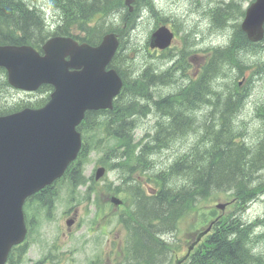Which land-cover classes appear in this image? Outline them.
I'll use <instances>...</instances> for the list:
<instances>
[{"label":"trees","instance_id":"obj_1","mask_svg":"<svg viewBox=\"0 0 264 264\" xmlns=\"http://www.w3.org/2000/svg\"><path fill=\"white\" fill-rule=\"evenodd\" d=\"M51 1L54 6L63 11V22L59 23L57 29L58 34L62 35L75 36L72 29V26L77 24L75 22L82 21L79 24H84L86 21L83 20H90L98 12L112 15L122 11V0ZM145 1L149 2V0ZM28 7L22 0H0V43L18 45L29 43L38 48L41 46L46 38L43 32V16L40 12L31 11ZM223 12L219 13V21H222V16L225 19H237L244 13L240 11L237 4H232L226 8V13ZM119 17L121 18L120 13ZM10 30L20 34V36H16L15 41L10 38ZM244 42H248L245 34L241 32L239 26H235V33L229 48L225 50L217 48V55L210 56L198 78H192L191 85L183 89L182 96L194 107L200 108L211 105L214 106L215 112H218V106L223 109L219 114L216 113L215 119L218 123L216 126L213 124L208 127V130L211 128L210 133L205 136L206 143L199 148V151L196 149L190 155L182 157V160L176 162L168 173L159 168L154 161V180L158 190L150 199L139 193L134 196L136 217L139 224L135 225L134 229H130L132 237L127 251L128 260H133L137 264H165L170 251L160 240V234L176 230L179 222L185 216L197 210V201L210 197L214 191H232L236 197H243L244 201H253L256 198L251 194V189L256 180V173L264 168V140L262 145L255 150H251L241 142L243 135L239 130L240 127L234 123V118L239 112L242 102V96H235L236 93H240L239 90L234 95L232 93L225 94V100L219 104L210 98L211 93L220 94L215 89L216 87H212L214 86L213 81L220 73H226L225 65L228 61L230 62L232 57L234 58L233 53L235 51L233 50L235 48L232 47ZM164 76L169 82L168 75ZM164 76L151 74L147 70L144 78L142 77L133 83L130 82V86L126 84L128 91L136 89L131 95L125 94L124 101L126 103H118L113 113L107 112L106 121L108 125L105 129L109 131L110 137L121 139L124 142L126 153L129 155L134 151L132 142H130L134 136L130 133L134 123L132 118L136 117L139 112L141 113V110L138 105L131 106L128 101H133V98L136 100L145 98L153 101L154 95L149 91V83L162 81ZM3 87H9V85L5 71L0 69V90ZM188 109L194 110L190 106ZM96 114V112L88 113L87 121H93L91 117L95 118ZM170 115L173 116L170 117L172 119L180 118L171 110ZM171 125L166 129L173 130L174 137L177 139L180 136L178 135L180 130L177 131L175 126L170 127ZM187 127L184 135H188L194 130L192 125ZM88 129L96 128L90 126ZM114 147L116 145L112 148ZM129 150L133 151L130 152ZM139 158L138 165L141 166L144 160L141 156ZM79 180L80 178L72 176L73 184H77ZM173 181L176 186L171 187ZM178 181H183V185L180 186ZM201 185L203 186L200 187ZM200 191L201 194H198ZM57 200H59V195L51 191V187H47L32 198V206L34 209L35 206L40 209L49 206L48 209L51 210ZM259 224L260 221L254 224L246 223L239 216L222 217L215 223L212 233L202 241L200 247L195 250L185 264H264V255L256 250L258 239H264V235L258 237L255 233ZM263 224L264 221H262ZM26 252L25 247L18 248L16 252L11 254L10 263H14L17 259L21 260Z\"/></svg>","mask_w":264,"mask_h":264},{"label":"water","instance_id":"obj_2","mask_svg":"<svg viewBox=\"0 0 264 264\" xmlns=\"http://www.w3.org/2000/svg\"><path fill=\"white\" fill-rule=\"evenodd\" d=\"M263 21L264 0H258L242 25L251 40L261 38ZM64 49H72L67 39L51 41L44 58L28 47L0 49V65L8 68L13 85L34 89L51 83L57 91L47 110L0 118V264L25 237L22 206L26 196L61 176L75 157L79 140L69 131L76 116L81 117L87 108L108 107L119 90L116 75L103 71L110 55L98 56L100 60L87 64L82 72L70 73L69 64L63 62ZM63 109L77 110L65 126L56 124L54 114Z\"/></svg>","mask_w":264,"mask_h":264},{"label":"rangeland","instance_id":"obj_3","mask_svg":"<svg viewBox=\"0 0 264 264\" xmlns=\"http://www.w3.org/2000/svg\"><path fill=\"white\" fill-rule=\"evenodd\" d=\"M29 2H37L39 6H41L43 9H46L47 13L50 17L55 18L56 12L51 8L49 5L48 0H28ZM220 2V0H218ZM158 5H160L161 8L164 9V11L168 12L172 9L175 10V13H171L172 15H183V11L187 9L186 5L184 3H181L179 0H157ZM175 6L173 7L172 6ZM245 7H247L250 3H245ZM210 9L208 6L206 8V11ZM201 18L203 19L202 14L200 13ZM154 14L152 13H144L143 17L141 18L140 22L137 23V27L133 30L132 34H128L127 38L132 39L133 45L132 46H143L149 36L151 26L154 22ZM204 20V19H203ZM195 21H199L198 16H194L189 18V25H192ZM227 24L223 28L216 29L215 24V30L219 34H214L213 30H210L208 33H204V26H201V33H198L195 37L198 41L204 43V44H220L224 45L229 40V35L231 33H228L229 28L235 23L234 21H227ZM218 27V26H217ZM195 31H198V26L193 27ZM195 36V35H194ZM179 43V42H178ZM246 59L251 60V56L245 55ZM241 62L237 63L238 61L231 62L234 69L236 70V73H240L242 71V74L244 73H252L254 72L253 68L246 67L245 61L241 57ZM187 71H185L186 73ZM223 73V72H222ZM173 80L169 83L170 85L165 86L164 88H169V92L166 95L171 94L172 92H175L174 89L180 88V86L177 85L179 83L177 81L178 76L177 73L173 74ZM261 80V79H260ZM175 81V82H174ZM220 83L217 85L215 84L214 87H216V90H222L224 87H222V79H218ZM221 85V86H220ZM264 88V85H263ZM226 94H230L228 91H221ZM261 95V94H260ZM26 95L22 94H15L14 96L10 97V100H13L14 102L22 101ZM224 100V95L222 96ZM223 105V104H221ZM213 108L210 105H206L202 109H199L198 113L201 117L200 122L195 126L203 125L202 118L205 119V117L208 115L210 109ZM223 108L218 106V112L220 113ZM211 115L208 117L210 118ZM207 120V118H206ZM242 120L245 121L247 124L246 129L249 131V135L251 137L254 136V138H257L259 136V127L260 122L255 119L253 109H249L245 112V114L242 117ZM166 123V121L164 120ZM154 122L152 119L146 120L143 123V129L139 130V133H144L145 130H149ZM193 126V127H195ZM192 127V128H193ZM162 128V127H160ZM160 129L158 131H155V133L158 135ZM185 131V129H184ZM183 133H180L182 135V141L179 142V145H177L176 141H173L176 139L174 136L168 141L169 148H165L162 150H156L154 153L149 155L152 162L156 161L157 166L161 169L168 168L176 159L179 157V150L182 148V144L184 145L186 142V135ZM151 131H149L150 133ZM162 136V134L160 135ZM174 138V139H173ZM194 138V137H193ZM194 140V139H193ZM152 143H159L156 141L150 140ZM149 141V142H150ZM161 151V152H160ZM160 152V153H159ZM148 153H150L149 149L143 150V155L147 156ZM97 157L92 156L91 161L88 163L85 173L88 175L92 172L93 168L95 167V164L97 163ZM114 173H110L111 177L114 179L115 175ZM260 179V181L264 180V171L261 173V176L256 178ZM257 183V181H256ZM172 185V186H171ZM170 186L174 187L176 186L174 184V181L172 182ZM259 187L263 186V182L257 183ZM229 197L226 195H216L211 197L208 200H205L201 203L198 212H200L202 215L204 213L209 214L212 206L218 202H225L228 201ZM80 211L82 213V220L84 223H82L80 226H77L72 232H68V236H63L61 234L62 230H66V226L64 222L61 220L60 215L56 214V220L52 224H48L45 220H42L39 224V226L36 228V230L31 235V247L29 252L24 257V261L22 264H35L36 262L42 261L46 255L48 254L50 247H52L56 242L60 244V251L59 253H65L66 257V263L64 264H70V261L72 258H75V260L79 259L81 262L76 261V264H87L90 258H92L94 261H98L97 256L99 257V260H106V264H116L117 259H120L121 256L117 257L116 252L119 251V243L123 237V228L117 227L114 228L117 220L110 222L105 229L102 231H99L97 228L94 230H91V222L90 219L92 218V213L95 212L94 206L90 207L87 212H85L83 205L80 206ZM233 211V205L229 206L226 210V214ZM89 212V213H88ZM198 215V214H197ZM197 215L191 214L190 216L186 217L182 224L181 229L177 233V235L171 239L170 243H173L176 247H183L184 250L187 248V243H185V240H191L197 229L200 228L198 224L196 225L195 229L194 225L197 221ZM264 217V201L263 199H255L254 203L250 205L247 212L244 214V220L245 221H253L257 218ZM203 228V226H202ZM264 234V230H259L256 232V235L259 237ZM256 250L264 255V239L260 238L258 239V242H256ZM111 256V260H108L109 256L113 253ZM51 264V263H49Z\"/></svg>","mask_w":264,"mask_h":264},{"label":"bare ground","instance_id":"obj_4","mask_svg":"<svg viewBox=\"0 0 264 264\" xmlns=\"http://www.w3.org/2000/svg\"><path fill=\"white\" fill-rule=\"evenodd\" d=\"M237 1L238 0H235L234 2L235 3H237ZM149 3H153L154 5H155V7L153 8L155 11H156V5H158V3H157V0H149ZM224 6V5H223ZM119 13H120V15H124V13L122 12V11H120V12H116V13H114V14H112V15H114V18H115V24L120 20V17H119ZM116 14V15H115ZM125 16V15H124ZM217 17H219L218 15H217ZM240 18V17H239ZM239 18H235V19H232V18H226V19H229V20H226V19H223L222 18V21H219L218 20V18H215V24H216V26H218V28H223L224 26H225V24H227L226 22L227 21H234V22H237L238 21V19ZM119 19V20H118ZM233 39V38H232ZM232 39H231V41H232ZM231 41L225 46V48L227 49V48H229V46H230V44H231ZM217 52L218 51H214L213 52V55L214 56H216L217 55ZM233 61H238L237 63H239V62H241V60L240 59H237V60H235V57L233 58H231L230 59V63L231 62H233ZM246 67H247V65H246ZM150 71V70H149ZM185 71H187L186 69H182V71L180 72V73H177V75H179L178 76V79H177V81L178 82H180L183 78H184V76H185ZM151 72V74H155V75H157L156 73L157 72H155V71H150ZM241 73H242V71H241ZM237 74H240V73H237ZM166 75V74H165ZM168 76V78L172 81L173 80V74H167ZM161 77V76H160ZM166 77L164 76V78H163V80L162 81H158L157 83H160L161 85H163V87H165V86H168V85H170L169 83H170V80H169V82H168V80L166 79ZM175 82V81H174ZM214 83H213V85H215V84H218V83H220V81H218V80H215V81H213ZM167 83V84H166ZM191 85V82H187V83H185V85H184V87H183V89L184 88H186L187 86H190ZM212 87H214V86H212ZM4 89H6L5 87H3ZM183 89L182 90H178L177 88L176 89H174V91L175 92H172L171 94H169V95H171V98L172 99H175V98H178L179 96H182V93H183ZM150 92H152V94L154 95V97H153V101L155 102L156 100H161V101H164L165 102V97H163V98H159L158 96H157V94H156V92L155 91H153L152 89L151 90H149ZM226 93H223V92H220V94L219 95H217L216 93L214 94V93H211L210 95H211V99L213 100V101H216V102H218V104L220 103V102H222V101H224L223 100V98H222V96L223 95H225ZM215 95V96H214ZM124 96H125V94H124ZM167 97V96H166ZM183 97V96H182ZM184 106H185V112L183 113V114H180L179 112H176V111H171L173 114H177V116H179L180 118L179 119H177V118H170V117H173L172 115H170V110H168L167 108H169V106L172 104V103H170V104H167L166 105V109L165 110H163V111H158L157 110V108H156V104H160V103H155V109H156V111H157V114L162 118V119H164L165 121H167V122H169L170 124H172V125H174L175 126V128L177 129V131L178 130H180L179 131V134L178 135H180V133H183V131H184V129H186V127L189 125H192V126H195V124L197 125L199 122H200V120H201V117L199 116V113H198V111H199V109H202L203 107H205V106H201L200 108H197V107H194L192 104H190V103H188L187 102V99L186 98H184ZM217 104V105H218ZM190 106V107H193V109L194 110H192V109H188V106ZM161 106L164 108L165 107V105L163 104V103H161ZM196 106V105H195ZM210 107H211V105H210ZM213 108H211L210 109V111H209V113H208V115L205 117V119H203L202 118V122H203V125L204 124H207L208 122H209V127H211L213 124H214V126H216L217 125V121H216V119H215V116H216V112H215V110H214V106H212ZM138 115H141V113L139 112L138 113ZM211 115V117L210 118H208L209 116ZM183 116H185V117H183ZM183 117V118H182ZM182 118V119H181ZM189 118V119H188ZM206 118H207V120H206ZM134 124L135 123H133V126H134ZM172 125L170 126V127H172ZM262 126H263V128H264V121H263V123H262ZM188 128V127H187ZM171 129V128H170ZM173 129H174V127H173ZM216 129V128H215ZM210 130H211V128H210ZM209 130V131H210ZM219 130V129H218ZM173 131V130H172ZM172 131H170L169 129H166L164 126H162V128H160V131H159V133H158V135L155 133V131H151L150 133L149 132H147L146 134H145V138H146V140H147V146L145 147L146 149H149L150 150V153H148V155L147 156H145V155H143V150H142V152H141V157L143 158V160L145 161V158H146V160L148 159V160H151L150 159V157H149V155H151L152 153H154L156 150H162V149H165V148H169V144L167 143L173 136H175L174 134H173V132ZM174 133H175V131H174ZM162 134V136H160ZM133 135V134H132ZM177 137V136H176ZM133 138H135V136H133ZM132 138V139H133ZM158 138H159V140H158ZM183 138V137H182ZM150 140H152V141H156V142H159V143H152ZM177 140V139H176ZM176 140H173V141H176ZM132 141V140H131ZM130 141V142H131ZM150 141V142H149ZM129 142V143H130ZM133 146V145H132ZM246 147H248V148H250L251 150H253V148L252 147H250V146H247V145H245ZM130 151V150H129ZM133 150H131L130 152H132ZM134 152V151H133ZM161 152V151H160ZM159 152V153H160ZM142 158H141V161H143L142 160ZM140 159V158H139ZM180 160H182V158L180 159L179 157L176 159V161H174L168 168H166V169H162L164 172H169L170 171V169L172 168V166H174L175 165V163L177 162H179ZM138 161H140V160H138ZM264 171V168L263 169H261L260 171H258L257 173H256V175H255V177L256 178H258V177H260L261 176V173ZM178 176V175H177ZM255 178V179H256ZM203 185H201L200 187H202ZM199 187V188H200ZM197 188V187H196ZM203 189V188H202ZM197 190V189H196ZM199 190V189H198ZM199 192V191H198ZM198 194H201V191H200V193H198ZM197 196V195H196ZM256 199V198H255ZM254 199V200H255ZM254 200H253V202H254ZM133 203H134V206H136V204H135V201L133 200ZM242 220V219H241ZM247 226V225H246ZM147 236V235H146ZM138 241H139V239H137ZM138 241H137V243H138ZM142 242V241H141ZM136 243V244H137ZM134 244V243H133ZM132 244V245H133ZM136 244H134V245H136ZM140 244V243H139ZM138 245V244H137ZM136 245V246H137ZM135 248V247H134ZM136 250V249H135ZM165 255V254H164ZM163 256V255H162ZM165 257V256H164ZM167 257V256H166ZM158 258H160L159 256H158ZM150 259V258H149ZM152 260V259H151ZM158 262V261H157Z\"/></svg>","mask_w":264,"mask_h":264},{"label":"flooded vegetation","instance_id":"obj_5","mask_svg":"<svg viewBox=\"0 0 264 264\" xmlns=\"http://www.w3.org/2000/svg\"><path fill=\"white\" fill-rule=\"evenodd\" d=\"M178 98H180L181 99V102H177L176 101V98L175 99H172L171 98V95H168L167 97H165V102L164 101H161V100H156L155 101V103H160V104H156V108H157V110L158 111H163V110H165L166 109V105L167 104H170V103H172L170 106H169V109L171 110V111H176V112H179L180 114H183L184 112H185V106H184V97H182V96H179ZM161 103H163L164 105H165V107L163 108L162 106H161ZM168 109V110H169Z\"/></svg>","mask_w":264,"mask_h":264}]
</instances>
